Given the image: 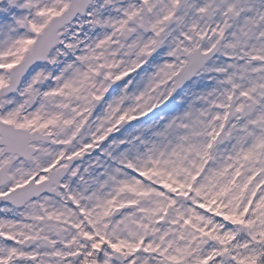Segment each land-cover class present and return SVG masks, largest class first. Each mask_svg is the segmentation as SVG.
<instances>
[{
	"label": "snow or ice",
	"instance_id": "6c2138e0",
	"mask_svg": "<svg viewBox=\"0 0 264 264\" xmlns=\"http://www.w3.org/2000/svg\"><path fill=\"white\" fill-rule=\"evenodd\" d=\"M0 264H264V0H0Z\"/></svg>",
	"mask_w": 264,
	"mask_h": 264
}]
</instances>
